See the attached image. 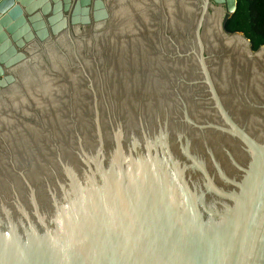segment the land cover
<instances>
[{"label": "water", "instance_id": "water-1", "mask_svg": "<svg viewBox=\"0 0 264 264\" xmlns=\"http://www.w3.org/2000/svg\"><path fill=\"white\" fill-rule=\"evenodd\" d=\"M237 0H0V264H264V44Z\"/></svg>", "mask_w": 264, "mask_h": 264}, {"label": "trees", "instance_id": "trees-1", "mask_svg": "<svg viewBox=\"0 0 264 264\" xmlns=\"http://www.w3.org/2000/svg\"><path fill=\"white\" fill-rule=\"evenodd\" d=\"M225 26L230 31H243L253 48L264 44V0H237L236 10Z\"/></svg>", "mask_w": 264, "mask_h": 264}]
</instances>
